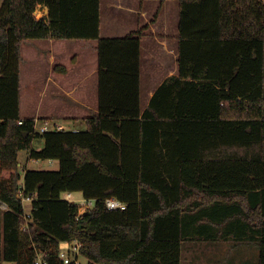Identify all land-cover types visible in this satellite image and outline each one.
Instances as JSON below:
<instances>
[{
  "label": "trees",
  "instance_id": "obj_1",
  "mask_svg": "<svg viewBox=\"0 0 264 264\" xmlns=\"http://www.w3.org/2000/svg\"><path fill=\"white\" fill-rule=\"evenodd\" d=\"M178 1V74L142 110L147 27L102 38L101 0H0V264L38 253L60 264L66 241L82 244L86 264H182L183 242L203 227L249 236L264 264V0ZM29 39L98 40L99 112L86 130L41 133L21 118ZM22 150L59 169L22 174ZM68 192L94 207L80 214Z\"/></svg>",
  "mask_w": 264,
  "mask_h": 264
},
{
  "label": "crops",
  "instance_id": "obj_2",
  "mask_svg": "<svg viewBox=\"0 0 264 264\" xmlns=\"http://www.w3.org/2000/svg\"><path fill=\"white\" fill-rule=\"evenodd\" d=\"M179 24L178 0H101L102 38H122L147 27L141 38L142 110L163 82L178 74ZM97 47L98 40L29 39L24 42L21 118L38 120L37 127L53 122L52 125H64L67 130H80L77 124L81 123L86 130V119L99 112ZM57 66H64L66 72L56 71ZM22 105L31 114H23ZM23 151L19 152V159ZM27 158L33 160L29 151ZM19 166L22 174L28 169H22L20 160ZM0 206L6 209L4 204ZM225 233L217 227L200 228L190 240L183 242L182 264H258L256 241L249 236L239 238L234 232Z\"/></svg>",
  "mask_w": 264,
  "mask_h": 264
},
{
  "label": "built area",
  "instance_id": "obj_3",
  "mask_svg": "<svg viewBox=\"0 0 264 264\" xmlns=\"http://www.w3.org/2000/svg\"><path fill=\"white\" fill-rule=\"evenodd\" d=\"M37 122L38 120H36V123ZM20 124H22V122H20ZM36 129L41 133L50 131V130H67L64 125H59V124H54L52 126L44 124L40 127L36 126ZM71 131L77 132L79 130L72 129ZM20 196L22 198V203L24 204L26 208L25 220L28 221V218L30 216V210H31L30 207H31L33 198L30 195H25L23 191L20 193ZM63 198L67 201L76 203L79 206L80 214L87 212L88 210L92 209L95 205V200H92V199L89 200L85 198H83L80 203H77L76 201H74L73 193H70V192L65 193ZM105 202H106V207L110 210H119V209L125 210L127 207L125 203L120 202L114 198H109ZM25 227L28 228L27 225ZM81 247H82V244L78 241L61 242L59 246V258L61 260L60 264H83L82 263L83 256L81 253ZM34 264H50V263L47 259H45L42 255L38 253V256Z\"/></svg>",
  "mask_w": 264,
  "mask_h": 264
},
{
  "label": "rangeland",
  "instance_id": "obj_4",
  "mask_svg": "<svg viewBox=\"0 0 264 264\" xmlns=\"http://www.w3.org/2000/svg\"><path fill=\"white\" fill-rule=\"evenodd\" d=\"M46 14H48V13H44V9L41 7H38V9L36 10V13H35L37 18H41L42 16H47ZM25 90H26V87H25ZM22 96L24 97V93H22ZM24 99H25V97H24ZM24 99L22 98L21 100L24 102ZM24 107H25V105H22V108L24 110L23 114H31V113H28L26 111V108H24ZM35 109H36V107H35ZM28 110H30V108H28ZM50 123H51L50 125H52L53 122H50ZM40 126H42V125H40ZM77 126L79 127L80 131L85 129V125H83L81 123H78ZM67 128H68V126H67ZM42 143H43V140L40 138H37V139H35L33 146L35 149H40V147L42 148ZM27 155H28V150H25L22 152V154L20 156L19 160H20V163L22 164V169H24V168H28V169H32V170H58L59 169V163H57V162L54 164H49L47 161H40V162H36L35 160L30 161V160H28ZM20 170H21V168H20ZM73 197H74V201H76L77 203H80L83 199V196L81 193H73ZM27 209H29V208H27ZM255 248L257 250V246H255ZM82 263L83 264L87 263V259L85 257H82ZM3 264H10V263H3ZM247 264H250V262H248Z\"/></svg>",
  "mask_w": 264,
  "mask_h": 264
},
{
  "label": "water",
  "instance_id": "obj_5",
  "mask_svg": "<svg viewBox=\"0 0 264 264\" xmlns=\"http://www.w3.org/2000/svg\"><path fill=\"white\" fill-rule=\"evenodd\" d=\"M46 11H47V13H49V9L48 8H46Z\"/></svg>",
  "mask_w": 264,
  "mask_h": 264
}]
</instances>
